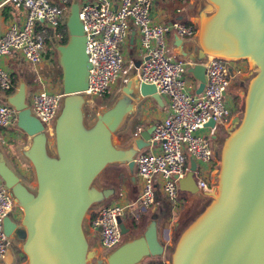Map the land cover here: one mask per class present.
Segmentation results:
<instances>
[{
  "label": "water",
  "instance_id": "obj_1",
  "mask_svg": "<svg viewBox=\"0 0 264 264\" xmlns=\"http://www.w3.org/2000/svg\"><path fill=\"white\" fill-rule=\"evenodd\" d=\"M207 1L210 12L199 22V47L193 54L183 48L179 52L188 60L186 71L197 81L194 92L203 86L201 61L206 55L246 58L256 71L246 86L242 115L234 116L226 130L212 198L179 233L171 264H264V0ZM63 22L66 40L53 45L62 95L52 126L54 155L47 153L43 126L26 106L24 83L19 82L5 96V102L15 110V126L30 137L25 154L33 167L35 188H25L0 155V180L21 208L18 222L7 215L2 218L1 230L6 237L22 241L26 264H87L92 253L86 250L81 220L99 194L109 191H94L91 180L109 162L127 160L129 171L133 164L127 151L114 147L110 140V132L130 111L129 103L117 99L97 114L90 126L82 123L78 93L86 88L89 62L75 1L69 3ZM120 89L129 98L149 95L160 103L154 85L138 81L134 72ZM204 126L215 132L211 118ZM152 128L138 132L133 139L135 150L153 143L149 140ZM194 166L189 157L185 173L176 179L178 189L197 190ZM118 228L120 234L127 231L119 221ZM161 251L150 224L140 235L107 252L104 263L96 262L135 264ZM10 260L6 248L1 261L9 264Z\"/></svg>",
  "mask_w": 264,
  "mask_h": 264
},
{
  "label": "built area",
  "instance_id": "obj_2",
  "mask_svg": "<svg viewBox=\"0 0 264 264\" xmlns=\"http://www.w3.org/2000/svg\"><path fill=\"white\" fill-rule=\"evenodd\" d=\"M12 1L22 3L23 16L20 23L10 21L1 32L0 57L9 51H16L23 60L35 64L42 58L45 36L53 45L60 44V34L55 27L63 21L69 5L66 3L70 0ZM151 1L115 0L112 6L110 0H87L77 5L89 62L86 88L82 92L93 97L109 92L122 66L120 45L126 41L129 24H132L144 52L134 76L138 81L152 83L156 92L167 99V114L153 124L149 135V140L157 147L133 158L139 184L137 199L142 207L154 201V182L167 199L174 200L176 179L183 176L188 166V163L184 164L186 156L195 162L192 177L197 188L214 189L218 159L208 139L196 131L206 127L211 133L212 127L204 126L209 118L213 120V127L216 123H228L237 105L234 109L228 107L222 95L229 79L242 71L237 66L228 67L229 59L207 55L201 61L204 66L203 86L200 92L195 93L197 81L192 76V80L185 77L188 60L169 54L165 37L168 33L192 36L195 25L178 19L151 21ZM9 87V74L0 66V89ZM61 97L58 91L41 86L30 93L29 103L25 100L30 113L42 124L43 131L51 130L50 121ZM12 123H15V110L10 104L0 102V127ZM201 175L206 176V180ZM126 206L120 203L101 205L88 216V225L92 229L98 228V241L94 248L104 255L120 239L118 216ZM15 208L13 197L0 180V259L7 248L1 221L7 215L17 222L18 218L12 217ZM165 263L152 261L147 264Z\"/></svg>",
  "mask_w": 264,
  "mask_h": 264
},
{
  "label": "crops",
  "instance_id": "obj_3",
  "mask_svg": "<svg viewBox=\"0 0 264 264\" xmlns=\"http://www.w3.org/2000/svg\"><path fill=\"white\" fill-rule=\"evenodd\" d=\"M72 1H75L78 5L81 2L87 0H71V2ZM4 2L6 1L0 0V34L10 21L20 23L23 16L22 10H12V12L15 13V16L8 15V17L5 18L2 14L1 8ZM110 2L111 5L114 6L115 0H110ZM208 5L209 3L207 0L151 1L149 9V17L151 21L166 22L172 19H178L182 22H193L195 25L196 30L192 36L187 37L175 35L173 33L166 34V45L169 54H172L175 57H182L179 54L181 48L187 50L189 54H193L195 49L199 47V22L201 17L205 18L209 14L210 10ZM51 44L53 47V43ZM121 46L125 51L124 53L126 58L128 57L131 63V68L133 69L132 72H135L138 62L142 56H144V52L139 46L138 32L132 24H129L127 39L121 44ZM47 59V56L42 55V58L37 65L30 64L29 62L23 60L18 52L9 51L0 57V66L8 72L9 77L13 80L14 89L19 82L24 83L26 99V97L29 98L30 93L41 86L48 90L58 91V86L60 84V67L57 63V59L56 69L52 68L53 65H50ZM135 62H137V65H135ZM246 63L249 65L248 61L244 58H231L227 60L228 67L237 66L242 68L246 65ZM43 69H48V71L42 74ZM239 75L242 76L244 73L241 71L238 75L236 74L233 77ZM188 79L192 80L191 75ZM121 86L119 88H121ZM158 95L160 96V103H157L149 95L141 96L138 94L129 98L122 95L121 93L115 99H123L124 103H129L131 105L130 111L122 115L114 130L110 132V140L113 146L121 150H126L128 154L127 158H134L139 153L149 152L157 147L156 143H150L140 149L135 150L133 139L138 136L139 131L150 127L167 114V99L162 94L158 93ZM5 96L7 95L4 94L3 90L0 89V102H5ZM231 96L232 99L229 100V105L234 109V106L238 104V95L237 97L235 94ZM234 114L235 112L229 118L228 123L221 124L222 128L215 129L214 133H209V130L206 132L204 130L206 127L199 128L196 131L198 134L205 133L210 136V138L217 137V140L214 142L212 141L211 143L215 154L217 153L215 148L217 147L216 144H218V138L220 134L219 130L223 131L224 133L226 130H228V128L231 126L230 122L233 120ZM52 126L53 125L51 124V130L43 131L45 138L47 135L52 134ZM213 134L215 137L212 136ZM46 140L48 144L49 142L50 144L52 143V140L49 141L47 138ZM29 143L30 137L24 134L15 125L0 127V155L2 156L5 164L17 175L25 188L31 190L30 188H35V178L32 164L25 154ZM188 159L189 156H186L187 163ZM126 161L127 160L122 162H109L105 164L96 174V183L93 186L94 191L99 193L102 189H108L109 191L104 196L99 194V196L88 206V211L85 215V218L83 219V222L86 226L85 231L87 232V239L96 237V240L98 241V236H96L98 235V231L96 229H92L88 225V216L92 215L94 211L101 205L120 203L127 205L123 211L124 214H122V217L128 215L132 223L131 226L126 227V234H130L132 232L134 233L132 237L140 235L150 224H152L154 227L155 239L162 247V254L165 251V246L171 243V232L173 230L175 231L177 228H185V226L205 208L212 198L210 192L213 189L203 190V194L207 197V201L205 203H203V201L201 202L200 200H197L198 198H195L192 195L194 192L182 190L188 198V207L186 208V212L185 209H183V212L185 213L177 217L168 211V205L165 201L166 198H164V195L160 191L158 184H155L154 182V201L151 204L142 207L137 199L139 184L135 174L134 164H132V168L129 171L128 167L126 166ZM109 165H112L113 167L110 166V169H106V167ZM155 180L156 177L154 176V181ZM180 209L181 207L176 209L175 212L177 213L178 211L182 210ZM18 214L19 212L15 211L12 214V217L18 218L16 217ZM121 223L123 224L122 221ZM182 223L186 225L182 227ZM92 245L96 246L97 242L92 243ZM7 249L11 256L9 264H26V260L22 256L24 254L22 253L20 246H18V244L12 239H10ZM1 259L0 264H3ZM162 261L166 262V260Z\"/></svg>",
  "mask_w": 264,
  "mask_h": 264
},
{
  "label": "rangeland",
  "instance_id": "obj_4",
  "mask_svg": "<svg viewBox=\"0 0 264 264\" xmlns=\"http://www.w3.org/2000/svg\"><path fill=\"white\" fill-rule=\"evenodd\" d=\"M120 50H121V53L123 56L122 66H121V69H120L117 77L115 78L114 82L112 83V85L109 89V92H107V94H105L103 96L101 95V96H95V97L88 96L87 94H84L83 92L78 93L79 99L82 101L80 109L82 112V123L85 127L90 126L95 121L97 114H100L103 110L109 108L115 102L116 97H118L121 94V90L119 87L121 85H123L125 80L128 78L130 73H132V71H133V69L131 68V63H130L128 57L126 58L125 53H124L125 51H124V49H122L121 45H120ZM42 53L44 56L48 57L47 61L50 63V65H53L52 68L56 69L57 68L56 51L53 49L49 38L47 39V43H46V41L43 43ZM244 59L248 61L250 66L246 63V65L244 67H242V72L244 73V75L235 76V77L229 79L228 84L225 87V93L222 95V99L228 107H230L229 100L232 99L231 95L235 94L236 97L238 95V97H237V101H238L237 108H236V110L233 111V113L235 112L234 116H239V117L242 115V111H243V100H244V96H245V92H246L247 83L249 81V78L251 76H253V74L256 71V67L255 66L252 67L251 61H249V59H246V58H244ZM38 62H36L35 64L37 65ZM44 70L45 69L42 70V72H43L42 74H44L48 71V69L45 71ZM189 76H190L189 73H185L186 79H188ZM237 92H238V94H237ZM25 100L27 103H29L28 97H26ZM60 107H61V101H59L57 103V107H56V110L54 113V117L51 119L50 125L51 124L53 125L54 118H55L56 114L58 113ZM12 125L14 126L15 123H12L10 126H12ZM214 128L215 129H221L222 126L220 123H216L214 125L213 129ZM204 130L207 132L208 128H204ZM219 131H220V134H219V138H218V144H217V147L215 148V151L217 152L216 153L217 159H218V155L220 153V150L222 148L221 146L223 145L224 140L227 137L226 132L224 133L221 130H219ZM52 132H53V130H52ZM52 135H53V133L51 135H47L46 138L49 141H51ZM202 135L208 139V142L211 145L212 141L209 138V136L205 133H203ZM46 151L49 155H54L52 143L50 144V142H49V144L46 145ZM184 164L187 165L186 160L184 161ZM110 166H112V165L107 166L106 169H110ZM201 177L206 180V176L201 175ZM95 183H96V178L94 177L91 180L90 187H93ZM30 189H31V191H34V187L30 188ZM175 192H176V194H175L174 200H169L165 196H164V198H166L165 201L168 205V211H170V213L172 215L178 217V216H181L183 213L186 212V208L188 207V198L182 190L178 189L176 183H175ZM192 195L195 198L197 197L198 198L197 200H200L201 202L203 201V203H205L207 201L206 200L207 197L203 194V189H201V188H197V190L194 193H192ZM180 207L182 210L180 209L181 211H178L176 213L175 210L180 208ZM88 208H87V210H86V212H85V214L81 220V224H82L81 228H82L84 237L87 240L86 241L87 242L86 250L91 251V253H92V257L91 258L89 257L86 260L87 261L86 263L87 264H98L95 260H101V262L104 263L105 262L104 253L99 251L97 248H94L95 246L92 245V243L97 242L96 237H93L91 239H87L88 236H87V232L85 231L86 226L83 222L84 221L83 219L85 218V215L88 211ZM15 209L17 212H19L18 216H16V217H18V219H17V222H18L20 215H21V208L18 205H16ZM183 209H185V212H183ZM122 214H124V213H122ZM122 214L118 216V221L119 222L122 221L123 224L125 225V227L131 226L132 223H131L130 217L128 215H125L124 217H122L123 216ZM184 225H186V224L182 223L181 226L184 227ZM181 231H182V228H180V229L177 228L175 231L173 230L171 232V236H172L171 237V243L169 245L165 246V251L162 253L163 255L160 253L158 255L144 256L135 264H147L150 261H159V260L160 261L166 260L167 264H171V254L173 252L174 244H175V242L178 238V235ZM133 234L134 233H132V232L130 234H126V233L121 234L119 241L113 247L109 248L107 250V252L110 251L111 249H113L115 246H117L122 241L131 238ZM96 236H98V235H96ZM10 239H12L15 243L18 244V246L21 247L22 241L14 238V237H6V247L9 245ZM107 252H105V254ZM94 258H95V260H93Z\"/></svg>",
  "mask_w": 264,
  "mask_h": 264
},
{
  "label": "trees",
  "instance_id": "obj_5",
  "mask_svg": "<svg viewBox=\"0 0 264 264\" xmlns=\"http://www.w3.org/2000/svg\"><path fill=\"white\" fill-rule=\"evenodd\" d=\"M70 2H71V0L69 2H67L66 5H68ZM1 8H2V14L6 18V17H8V15L15 16V13L12 12V10H16V11L23 10V5H22L21 2L7 0L6 2H4L2 4V7ZM55 30L60 34V37H59L58 42L59 43H64L65 40H66V29H65L64 22L63 21L62 22H59L56 25ZM47 39H48L47 36H45V38L43 39V41L44 42L46 41V43H47ZM13 89H14L13 80L10 78V87L8 89H6V90H3V93L6 94V95L11 94L13 92ZM105 94H107V93H105ZM105 94H103V95H105ZM22 256L25 258L24 255H22ZM150 262H152V261H150ZM158 262L159 263H162L163 261L162 260L161 261L159 260Z\"/></svg>",
  "mask_w": 264,
  "mask_h": 264
},
{
  "label": "flooded vegetation",
  "instance_id": "obj_6",
  "mask_svg": "<svg viewBox=\"0 0 264 264\" xmlns=\"http://www.w3.org/2000/svg\"><path fill=\"white\" fill-rule=\"evenodd\" d=\"M215 137V136H214ZM209 138H210V136H209ZM211 139V141H216L217 140V137H215V138H210ZM216 144V143H215ZM217 145V144H216ZM93 260H95V258L93 259ZM96 261V260H95Z\"/></svg>",
  "mask_w": 264,
  "mask_h": 264
},
{
  "label": "bare ground",
  "instance_id": "obj_7",
  "mask_svg": "<svg viewBox=\"0 0 264 264\" xmlns=\"http://www.w3.org/2000/svg\"><path fill=\"white\" fill-rule=\"evenodd\" d=\"M207 56V55H206ZM226 59H230V58H226Z\"/></svg>",
  "mask_w": 264,
  "mask_h": 264
}]
</instances>
